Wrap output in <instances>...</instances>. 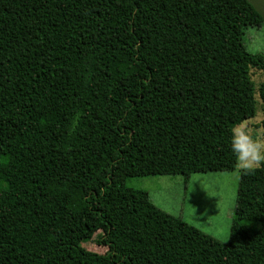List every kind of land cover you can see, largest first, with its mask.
Returning <instances> with one entry per match:
<instances>
[{
  "label": "trees",
  "instance_id": "trees-1",
  "mask_svg": "<svg viewBox=\"0 0 264 264\" xmlns=\"http://www.w3.org/2000/svg\"><path fill=\"white\" fill-rule=\"evenodd\" d=\"M262 24L249 0H0V264H264V166L227 243L125 185L235 171Z\"/></svg>",
  "mask_w": 264,
  "mask_h": 264
},
{
  "label": "rangeland",
  "instance_id": "rangeland-1",
  "mask_svg": "<svg viewBox=\"0 0 264 264\" xmlns=\"http://www.w3.org/2000/svg\"><path fill=\"white\" fill-rule=\"evenodd\" d=\"M263 17L260 28L246 31L244 45L250 54L264 56V0H249ZM264 78V76H263ZM255 87L256 116L247 121L255 130H262L263 111L258 98L262 78L258 73L251 79ZM240 171L191 176L185 184L182 177H148L126 180V187L148 193L151 203L167 214L181 217L184 222L227 243L233 220ZM96 236L84 249L105 254L106 249L96 244Z\"/></svg>",
  "mask_w": 264,
  "mask_h": 264
},
{
  "label": "clouds",
  "instance_id": "clouds-1",
  "mask_svg": "<svg viewBox=\"0 0 264 264\" xmlns=\"http://www.w3.org/2000/svg\"><path fill=\"white\" fill-rule=\"evenodd\" d=\"M229 136L230 151L240 172L250 173L264 166V132L253 129L242 120L233 125Z\"/></svg>",
  "mask_w": 264,
  "mask_h": 264
}]
</instances>
